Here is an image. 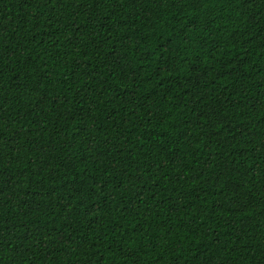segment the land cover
Masks as SVG:
<instances>
[{"label": "trees", "instance_id": "trees-1", "mask_svg": "<svg viewBox=\"0 0 264 264\" xmlns=\"http://www.w3.org/2000/svg\"><path fill=\"white\" fill-rule=\"evenodd\" d=\"M0 264H264V0H0Z\"/></svg>", "mask_w": 264, "mask_h": 264}]
</instances>
